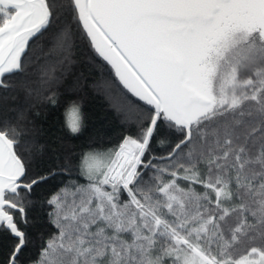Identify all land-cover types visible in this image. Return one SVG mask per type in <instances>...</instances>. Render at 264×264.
<instances>
[{
    "label": "snow or ice",
    "instance_id": "obj_1",
    "mask_svg": "<svg viewBox=\"0 0 264 264\" xmlns=\"http://www.w3.org/2000/svg\"><path fill=\"white\" fill-rule=\"evenodd\" d=\"M0 264H264V0H0Z\"/></svg>",
    "mask_w": 264,
    "mask_h": 264
},
{
    "label": "trees",
    "instance_id": "obj_2",
    "mask_svg": "<svg viewBox=\"0 0 264 264\" xmlns=\"http://www.w3.org/2000/svg\"><path fill=\"white\" fill-rule=\"evenodd\" d=\"M83 112L86 117L87 129L83 135L74 143L76 145L86 144L89 137L103 133L106 129L111 128L112 133L119 131L117 117L113 111L108 109V104L104 97L96 94H88L84 96ZM63 123V109L56 110L50 115V118L41 120V127L47 132L50 126L57 135V131Z\"/></svg>",
    "mask_w": 264,
    "mask_h": 264
}]
</instances>
